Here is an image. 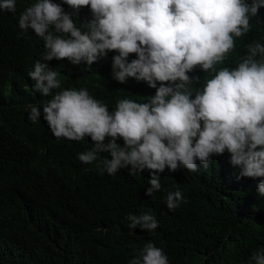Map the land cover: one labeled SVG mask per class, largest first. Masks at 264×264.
<instances>
[{
	"label": "clouds",
	"instance_id": "9594fccd",
	"mask_svg": "<svg viewBox=\"0 0 264 264\" xmlns=\"http://www.w3.org/2000/svg\"><path fill=\"white\" fill-rule=\"evenodd\" d=\"M262 7L264 0H0V34L32 36L44 50L41 60L0 62V216L9 203L26 222L15 237L0 231V264H61L57 237L75 231L74 216L108 229H157V202L152 214L109 216L98 190L107 182L119 189L126 175L151 176L141 193L154 198L161 175L210 174L235 214L239 189L243 201L248 191L250 200L263 199L264 45H248L234 69H215ZM94 62L111 67L119 83L145 81L155 94L108 106L78 82ZM61 146L71 163L50 151ZM60 164L72 170L64 190ZM176 188L159 197L169 210L183 200ZM71 257L65 264H112L92 247ZM129 264L169 260L144 239ZM242 264H264V248Z\"/></svg>",
	"mask_w": 264,
	"mask_h": 264
},
{
	"label": "trees",
	"instance_id": "16d2710c",
	"mask_svg": "<svg viewBox=\"0 0 264 264\" xmlns=\"http://www.w3.org/2000/svg\"><path fill=\"white\" fill-rule=\"evenodd\" d=\"M248 2L251 3V0ZM234 41V49L226 55L222 63L215 65L216 72L225 67L236 68L248 54V45L254 42L264 45V7L259 9L258 16L250 17V30L241 37H234ZM43 54L41 44L32 36L18 41L0 34V62L22 65L35 59H43ZM256 59L259 61L260 57L257 56ZM58 65L66 66L63 62ZM90 67L89 72L81 75L79 85L91 91L96 90L99 96H104L102 101L108 106L120 99L139 102L156 92L147 82H137L133 78H129L126 83H119L113 79L112 68H107L103 62H94ZM69 69L72 73L78 70L70 66ZM50 151L55 155H67V148L63 146ZM70 158L67 155L66 160L69 163ZM60 167L59 182L64 190L70 181L72 170L69 165L60 164ZM160 177L162 188L154 193V198L141 193L142 187H150L151 178L142 172L139 175L124 176V183L119 189L107 182L98 190L103 204L113 209L109 215L111 218L123 211L136 216L152 214L151 210L156 207L157 202L158 212L153 214L158 221L157 229L147 233L108 229L92 221V218L74 216L76 224H72L75 231L57 237L60 249H63L61 264L72 258L71 255L77 250L90 247L106 252L112 264H129L136 246L144 239L161 248L167 255L169 264H242L255 251L264 248V196L263 199L250 200L255 194L248 191L245 193L247 199L243 201L239 189V210L235 214L228 208L229 199L224 202L213 180L208 179L211 178L210 174L196 175L191 179L165 175ZM78 187L82 189L84 184L79 181ZM175 187V191L182 193L183 200L177 208L169 210L166 202L163 206L159 197L164 196L165 200L167 193L173 192ZM47 188L44 184L43 190L47 191ZM124 188L128 194L125 210L120 205V199L124 200ZM24 190L26 194L30 193L28 184ZM40 191L37 190V193ZM237 192H232V196H237ZM95 213L94 210L93 214ZM4 227L7 228L4 237H15L16 231L24 230L26 222L23 210L6 203L0 216V231Z\"/></svg>",
	"mask_w": 264,
	"mask_h": 264
}]
</instances>
